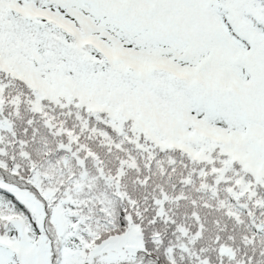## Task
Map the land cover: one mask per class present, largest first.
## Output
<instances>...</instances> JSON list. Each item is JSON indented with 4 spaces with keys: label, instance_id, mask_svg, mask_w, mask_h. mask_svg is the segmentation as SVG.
Segmentation results:
<instances>
[{
    "label": "snow or ice",
    "instance_id": "snow-or-ice-1",
    "mask_svg": "<svg viewBox=\"0 0 264 264\" xmlns=\"http://www.w3.org/2000/svg\"><path fill=\"white\" fill-rule=\"evenodd\" d=\"M0 264H264V0H0Z\"/></svg>",
    "mask_w": 264,
    "mask_h": 264
}]
</instances>
